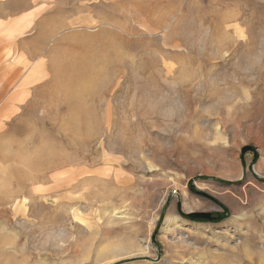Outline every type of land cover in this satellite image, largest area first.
<instances>
[{"label":"rangeland","instance_id":"374dc122","mask_svg":"<svg viewBox=\"0 0 264 264\" xmlns=\"http://www.w3.org/2000/svg\"><path fill=\"white\" fill-rule=\"evenodd\" d=\"M4 12L0 264H264V0Z\"/></svg>","mask_w":264,"mask_h":264},{"label":"trees","instance_id":"16d2710c","mask_svg":"<svg viewBox=\"0 0 264 264\" xmlns=\"http://www.w3.org/2000/svg\"><path fill=\"white\" fill-rule=\"evenodd\" d=\"M196 192H199V191L196 190ZM185 216L187 218H189L190 220H196V221H212L215 219V217H216V220L219 219L218 216L214 217V214L207 213V212H205V213L195 212V213H191V214H186Z\"/></svg>","mask_w":264,"mask_h":264},{"label":"crops","instance_id":"0c3cea01","mask_svg":"<svg viewBox=\"0 0 264 264\" xmlns=\"http://www.w3.org/2000/svg\"><path fill=\"white\" fill-rule=\"evenodd\" d=\"M7 14V12H4L3 14H0V15H5ZM2 25V23L0 24V26ZM3 30V31H2ZM9 30H11L9 27H0V39H2V41H6L8 42L10 35H9ZM5 31V32H4Z\"/></svg>","mask_w":264,"mask_h":264},{"label":"bare ground","instance_id":"6f19581e","mask_svg":"<svg viewBox=\"0 0 264 264\" xmlns=\"http://www.w3.org/2000/svg\"><path fill=\"white\" fill-rule=\"evenodd\" d=\"M96 264H102V261L100 262V261H98Z\"/></svg>","mask_w":264,"mask_h":264}]
</instances>
